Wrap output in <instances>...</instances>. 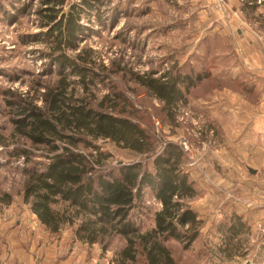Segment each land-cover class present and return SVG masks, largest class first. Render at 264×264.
Returning a JSON list of instances; mask_svg holds the SVG:
<instances>
[{
  "label": "rangeland",
  "instance_id": "obj_1",
  "mask_svg": "<svg viewBox=\"0 0 264 264\" xmlns=\"http://www.w3.org/2000/svg\"><path fill=\"white\" fill-rule=\"evenodd\" d=\"M42 1L0 0V141H5V144L0 142V238H8V228L18 223L20 248L32 251L40 262L116 264L117 255L127 245L122 235L109 228L106 234L97 236L95 244L84 241L85 235L76 234L82 218L75 217L73 209L63 203L54 205L53 209L64 214L67 222L53 234L24 200L28 180L24 171L44 163L47 153L32 148L15 134V121L20 117L17 106L11 103L23 100L43 109L48 88L55 89L62 79L57 67H51L49 59L44 58L50 44L44 42L42 34L48 29L43 28L37 14ZM103 1L81 15L83 32L78 46L66 49V53L74 58L81 52L85 54V50L92 51L91 66L103 76L109 73V80L102 84L94 77V84L88 82L86 92L79 78H70L66 81L71 86L68 94L75 91L76 100L87 97L94 105L107 95H111V100L119 95V109L125 111L121 114L135 119L160 145L156 154L141 157L111 141H93L101 152L110 155L104 169L140 161L154 172L153 161L163 154L164 145H180L185 152L181 170L188 175L195 190L191 198L184 199V204L199 214L204 226L213 216L209 226L221 235L211 238L207 236L210 230L207 234L201 230L200 237L189 247L176 241L168 243L177 263L264 264V235L258 230L259 224L264 223V188L256 183V171L252 172L256 169L252 165L256 163V153L264 151V85H256L262 76L255 69L243 68L239 55L234 56L233 62L237 61L240 66L227 67V51L220 49L217 37L207 33L209 22V27L220 24L215 13L230 12V9H218L213 0L210 10L213 18L210 16L203 22L190 17L192 5L187 0ZM81 3V0H66L62 6L64 13L72 5ZM244 25L251 28L250 23ZM31 40L36 42H26ZM115 65L123 71L111 72L116 69ZM232 69L235 73L229 74ZM132 73H156V78L179 73L203 78L189 89L187 102L176 106L175 117L171 119L163 104L133 81ZM88 139L92 141L91 137ZM18 143L34 153L29 164L24 158L8 157V152ZM77 150L84 151V148L80 146ZM84 152L94 153L93 150ZM238 178L239 189L231 188L227 179H235L237 183ZM222 190L228 198L221 195ZM152 193L150 188L145 190L144 212H134L142 232L154 226V216L162 209ZM227 199L231 202L242 199L246 203L242 209L226 210L228 217L233 211L243 215L244 222L239 220L232 233L226 232L225 223L229 222L221 213L224 211L221 204ZM71 218L75 220L73 224L68 222ZM223 232H226L224 237ZM142 258L139 255L138 264H143Z\"/></svg>",
  "mask_w": 264,
  "mask_h": 264
},
{
  "label": "trees",
  "instance_id": "obj_2",
  "mask_svg": "<svg viewBox=\"0 0 264 264\" xmlns=\"http://www.w3.org/2000/svg\"><path fill=\"white\" fill-rule=\"evenodd\" d=\"M81 1L79 5H72L67 14L62 7L66 0H43L37 10L43 28L48 29L42 34L44 42L50 44V51L44 58L49 59L51 67H57L62 79L60 90V85L55 89L48 88L43 109L31 102L25 104L23 100L11 103L17 106L20 117L15 121V134L32 148L47 153L44 163L24 171L28 177L24 200L53 234L67 222L64 214L53 209L54 205L63 203L73 209L75 217L82 218L76 234L85 235L81 237L84 241L95 244L97 236L106 234L109 228L122 235L127 245L117 255L116 264H138L139 255L143 257V264H178L168 243L176 241L189 247L200 237L204 227L199 214L184 204V199L195 193L188 175L181 170L185 152L180 145L165 144L163 154L153 161L154 172L140 161L104 169L110 155L101 152L93 141H111L141 157L156 154L160 145L135 119L121 114L125 111L119 109V95L112 100L111 95H107L94 105L87 97L76 100L75 91L68 94L71 86L66 81L70 78H79L86 92L89 84H94V77L102 84L109 80V73H103V76L91 66L94 62L92 51L85 50V54L81 52L74 58L66 53V49L78 46L79 35L83 32L81 15L104 2ZM115 67L111 71L114 74L123 71L120 66ZM155 74L132 73V76L134 82L163 104L168 118L174 119L176 106L187 102L189 89L203 77L167 73L156 78ZM0 142L5 144V141ZM18 144L8 152V157L24 158L29 164L34 153ZM80 146L84 151L93 150L94 153L77 150ZM148 188L162 204V209L154 216V226L142 232L134 212H144ZM68 222L73 224L75 220L71 218Z\"/></svg>",
  "mask_w": 264,
  "mask_h": 264
},
{
  "label": "crops",
  "instance_id": "obj_3",
  "mask_svg": "<svg viewBox=\"0 0 264 264\" xmlns=\"http://www.w3.org/2000/svg\"><path fill=\"white\" fill-rule=\"evenodd\" d=\"M191 3L192 8L189 11L190 17H196L201 19V21L205 22L211 16L213 18L212 12V4L213 0H187ZM262 2V3H261ZM264 0H232L230 5V12H223L221 14H216L219 20V26L209 27L208 23V34L213 37H217L219 40V46L221 50H226V57L228 59L227 67L232 66H240V64L235 61L233 62V58L236 55H239L241 59V66L243 68L255 69L259 76H262L261 80L256 82L257 86L262 87L264 85ZM240 12V14H235V11ZM250 23L251 28H248L244 25V23ZM252 23H255V27H252ZM198 26L196 30H198ZM214 42H217L216 40ZM240 69V68H238ZM236 70L229 71V74H234ZM233 72V73H232ZM264 142V141H263ZM238 157V156H236ZM228 158H233L228 156ZM239 159V158H238ZM255 164H252L256 169H252L256 171V183L259 184L262 188H264V151L261 149L256 153ZM241 168V167H240ZM231 188L239 189L240 183L239 178L237 183H234L235 179H227ZM254 182V181H253ZM220 189V188H219ZM221 195L226 196L224 194V190L220 192ZM224 198V197H223ZM222 198V199H223ZM228 198V197H227ZM242 199H239L236 202L225 201V203L221 204V207H224V211L222 217L226 219L225 223L226 232H230L231 229H235L238 226V221L244 220L243 215L238 213L237 211H231V216L228 217L226 210H230L232 207L243 208ZM218 205V204H217ZM216 205V206H217ZM238 210V209H235ZM212 215V213H211ZM213 221V216L210 222ZM209 220L202 230H206V234L209 231V237H219L218 233H215L213 230V226ZM244 222V221H243ZM245 226V225H244ZM4 230V228H3ZM20 224L16 223L13 226L8 228V238L2 239L0 238V260L2 264H50L43 263L38 260L37 255H32V251L28 252L27 250L21 249L20 238L17 234L20 232ZM218 231V230H217ZM226 232L222 234V237L226 235ZM14 236V237H13ZM18 239V241H14L12 239ZM226 238V237H225ZM19 243V244H18ZM18 244V245H16ZM39 247V246H38ZM42 247V245H40ZM32 249V247H29ZM38 254V253H37ZM30 255V256H29ZM31 259H29L28 257ZM52 257V256H51ZM58 264H71L69 260L65 262L60 261Z\"/></svg>",
  "mask_w": 264,
  "mask_h": 264
},
{
  "label": "built area",
  "instance_id": "obj_4",
  "mask_svg": "<svg viewBox=\"0 0 264 264\" xmlns=\"http://www.w3.org/2000/svg\"><path fill=\"white\" fill-rule=\"evenodd\" d=\"M216 1V4L218 5V9H224V8H226V9H230V5H229V3H230V0H215ZM258 230H259V232L261 233V234H263L264 235V223H260L259 224V226H258ZM0 264H2L1 262H0Z\"/></svg>",
  "mask_w": 264,
  "mask_h": 264
}]
</instances>
